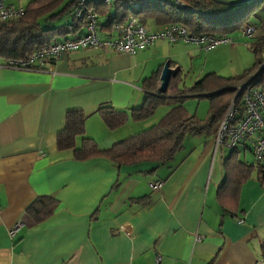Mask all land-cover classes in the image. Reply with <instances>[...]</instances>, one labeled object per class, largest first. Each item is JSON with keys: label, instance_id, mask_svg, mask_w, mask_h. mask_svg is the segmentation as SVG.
<instances>
[{"label": "crops", "instance_id": "obj_1", "mask_svg": "<svg viewBox=\"0 0 264 264\" xmlns=\"http://www.w3.org/2000/svg\"><path fill=\"white\" fill-rule=\"evenodd\" d=\"M105 18L97 14L100 36H113ZM246 22L258 26L251 48L264 30V7ZM144 25L160 27L151 19ZM235 32L241 36L239 29L225 35ZM185 45L156 40L132 55L89 47L64 52L40 71L0 68V264H263L264 187L247 141L235 148L237 161L253 167L236 205L229 204L233 214L223 209L218 190L232 149L222 148L211 161L213 134L187 135L168 161L120 167L103 158L75 160L71 150L55 146L69 110L86 115L83 137L100 149L157 123L171 106L154 118H132L146 95L142 81L158 72V90L168 62L172 75L178 69L182 76L179 86L190 85L186 58L204 50ZM100 105L125 111L126 122L108 129L96 112ZM155 180L162 184L151 190ZM38 197L51 198L54 207L32 223L26 208ZM16 221L21 226L10 236Z\"/></svg>", "mask_w": 264, "mask_h": 264}, {"label": "trees", "instance_id": "obj_2", "mask_svg": "<svg viewBox=\"0 0 264 264\" xmlns=\"http://www.w3.org/2000/svg\"><path fill=\"white\" fill-rule=\"evenodd\" d=\"M139 1L135 8L126 6L128 1H118L111 7L92 4L89 8L106 16L104 27H111L114 23L134 16L142 24L148 19L158 26L181 23L196 35H220L238 30L256 9L263 6L261 0H250L237 6L223 5L212 0H180L184 7L169 1ZM75 2L76 0H29L22 8L20 16L1 20L0 56L24 58L40 45L58 41L54 40V36H62L64 39L78 32L83 25L82 21L73 18L66 24L48 27L58 17L71 13ZM263 47L264 30L252 43L253 63L238 75L223 77L206 73L184 87L179 86L182 76L177 69L169 79L164 93L157 90L158 72L143 79L142 86L146 95L141 106L132 110V118L144 120L159 105L166 103H170L171 107L154 125L112 144L107 149H100L93 140L83 137L86 115L80 110H69L65 113L63 128L56 135L55 146L58 150H71L75 160L103 158L116 167L142 161H168L180 150L187 135L214 134L228 102L235 96L233 86L246 83L259 87L264 92V72L258 71ZM189 96L207 99L208 108L204 118L199 119L188 114L183 103ZM96 112L110 130L123 125L128 117L125 111L109 105H100ZM78 136L81 141L76 146L74 142ZM253 164L260 181V167L254 161ZM222 166L224 179L218 190L223 192L225 201L221 204L225 211L233 214L234 207L229 204L231 202L236 205L239 186L249 177L253 165L238 162L237 150L234 148L223 158ZM53 207L51 198L38 197L28 205L26 213L31 222L36 223L49 216ZM260 251L264 264L263 244Z\"/></svg>", "mask_w": 264, "mask_h": 264}, {"label": "built area", "instance_id": "obj_3", "mask_svg": "<svg viewBox=\"0 0 264 264\" xmlns=\"http://www.w3.org/2000/svg\"><path fill=\"white\" fill-rule=\"evenodd\" d=\"M118 1L134 0H76L70 16L77 21H82L85 29L83 34L40 45L24 58L0 57V68L40 71L43 70L45 62L58 60L64 52L89 47L132 55L138 50L147 48L156 40H165L170 43L180 41L200 47L204 51L221 44L231 43V39L225 34L196 35L181 23H172L148 30L134 16L112 24L113 36L101 37L97 13L89 8V5L98 4L111 7ZM159 1H169L184 7L180 0ZM261 2L264 6V0ZM21 13L22 8L7 5L5 0H0V21L14 19ZM257 29V25L243 22L239 32L241 36L251 37ZM258 71L264 72V47ZM232 89L235 90V96L228 102L211 138V161L222 148L234 149L247 141L252 159L260 167V182L264 187V92L259 87L246 85V83L237 84ZM236 96L238 98H235ZM161 184V180H155L149 184V187L151 190H157ZM20 226L21 222L16 221L9 228L8 234L12 236ZM158 261L159 257L156 256L155 263Z\"/></svg>", "mask_w": 264, "mask_h": 264}, {"label": "rangeland", "instance_id": "obj_4", "mask_svg": "<svg viewBox=\"0 0 264 264\" xmlns=\"http://www.w3.org/2000/svg\"><path fill=\"white\" fill-rule=\"evenodd\" d=\"M7 1V0H6ZM16 5L25 6L29 0H8ZM140 3L139 0L128 1L126 6L134 8ZM71 16L65 14L58 17L55 21L51 22L48 27H56L62 24H66L70 21ZM235 32L227 37L231 38L235 43L234 46L229 45H219L214 47L209 51H199L196 49V53L190 54L186 58V64L184 66V71L187 73L185 76V84L191 83V81L200 78L205 73L214 72L221 76H230L240 73L243 69L249 67L253 63V54L251 48L249 47V41L252 39L250 37H244ZM62 36H54V40H61ZM190 48V45H185ZM192 48V47H191ZM190 65H189V58ZM190 68V69H188ZM184 73V74H185ZM171 106L170 103L164 105H159L153 112V114L148 117L151 118L161 113L163 108ZM184 107L189 115H195L197 118H204L206 116L208 101L205 98L200 97H188L184 102ZM154 118V117H153ZM227 154V150H223L221 155Z\"/></svg>", "mask_w": 264, "mask_h": 264}, {"label": "water", "instance_id": "obj_5", "mask_svg": "<svg viewBox=\"0 0 264 264\" xmlns=\"http://www.w3.org/2000/svg\"><path fill=\"white\" fill-rule=\"evenodd\" d=\"M212 1L223 5L237 6L240 4L247 3L250 0H212ZM171 75H172V71L169 67L168 62H164L159 75V87H158L159 92L161 93L165 92L166 86L168 84Z\"/></svg>", "mask_w": 264, "mask_h": 264}]
</instances>
